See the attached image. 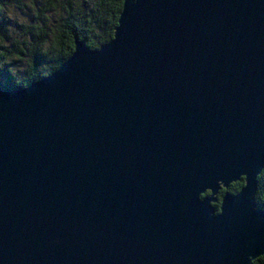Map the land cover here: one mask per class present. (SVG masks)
<instances>
[{
	"label": "water",
	"instance_id": "water-1",
	"mask_svg": "<svg viewBox=\"0 0 264 264\" xmlns=\"http://www.w3.org/2000/svg\"><path fill=\"white\" fill-rule=\"evenodd\" d=\"M74 45L0 86V264L264 256V0H124Z\"/></svg>",
	"mask_w": 264,
	"mask_h": 264
},
{
	"label": "trees",
	"instance_id": "trees-1",
	"mask_svg": "<svg viewBox=\"0 0 264 264\" xmlns=\"http://www.w3.org/2000/svg\"><path fill=\"white\" fill-rule=\"evenodd\" d=\"M123 1L0 0V86L21 89L50 75L72 55L75 38L91 49L109 43ZM243 184L234 183L228 191L237 193ZM255 200L264 210V169ZM252 264H264V256Z\"/></svg>",
	"mask_w": 264,
	"mask_h": 264
},
{
	"label": "flooded vegetation",
	"instance_id": "flooded-vegetation-1",
	"mask_svg": "<svg viewBox=\"0 0 264 264\" xmlns=\"http://www.w3.org/2000/svg\"><path fill=\"white\" fill-rule=\"evenodd\" d=\"M230 188V187H229ZM229 188L227 189V190H224V189H222L220 192H219V198H220V196H222L225 192H227L228 190H229ZM229 192V191H228ZM207 194H209V193H207Z\"/></svg>",
	"mask_w": 264,
	"mask_h": 264
},
{
	"label": "rangeland",
	"instance_id": "rangeland-1",
	"mask_svg": "<svg viewBox=\"0 0 264 264\" xmlns=\"http://www.w3.org/2000/svg\"><path fill=\"white\" fill-rule=\"evenodd\" d=\"M14 20H15V22H17V23H20V22H21V21H17V20H20V19H19V17H18L16 14L14 15Z\"/></svg>",
	"mask_w": 264,
	"mask_h": 264
}]
</instances>
